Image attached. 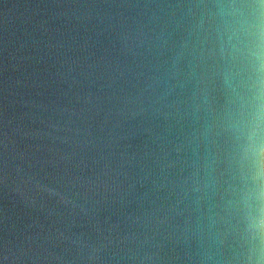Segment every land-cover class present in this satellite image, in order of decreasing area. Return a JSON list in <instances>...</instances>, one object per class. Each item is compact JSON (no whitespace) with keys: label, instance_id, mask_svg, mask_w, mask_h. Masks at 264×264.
Listing matches in <instances>:
<instances>
[{"label":"water","instance_id":"water-1","mask_svg":"<svg viewBox=\"0 0 264 264\" xmlns=\"http://www.w3.org/2000/svg\"><path fill=\"white\" fill-rule=\"evenodd\" d=\"M0 264H264V0H0Z\"/></svg>","mask_w":264,"mask_h":264}]
</instances>
